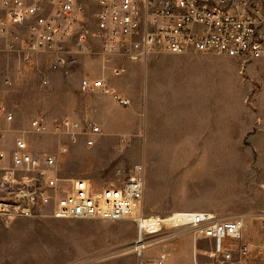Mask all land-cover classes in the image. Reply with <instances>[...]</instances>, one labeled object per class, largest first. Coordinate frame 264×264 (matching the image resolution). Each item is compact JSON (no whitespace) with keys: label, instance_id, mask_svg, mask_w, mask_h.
<instances>
[{"label":"rangeland","instance_id":"rangeland-1","mask_svg":"<svg viewBox=\"0 0 264 264\" xmlns=\"http://www.w3.org/2000/svg\"><path fill=\"white\" fill-rule=\"evenodd\" d=\"M3 46L0 40V103L14 120L0 118L1 149L9 151L14 137L24 136L34 152L58 157L61 177L98 186L125 179L141 163L146 220L181 212L208 211L221 219L246 215V235L255 245L264 242V68L252 67L257 60L157 54L126 62L120 77L106 69L109 85L130 99L122 107L108 94L79 91L84 75H103L99 57H71L61 70L39 57L33 67L19 69ZM64 115L95 119L103 135L92 147L79 140L60 154L58 137L30 130L35 117ZM136 236L130 220L0 214V264H138ZM146 240L145 257L166 247L185 261L191 251L186 226L168 223ZM219 247L199 240V264H217L211 252ZM253 264H264V257Z\"/></svg>","mask_w":264,"mask_h":264},{"label":"built area","instance_id":"built-area-1","mask_svg":"<svg viewBox=\"0 0 264 264\" xmlns=\"http://www.w3.org/2000/svg\"><path fill=\"white\" fill-rule=\"evenodd\" d=\"M0 40L2 50L17 58L19 69L33 67L39 57H45L53 70L67 68L74 56L99 57L103 75H84L79 91L108 94L127 107L130 99L109 85L106 69L120 77L127 73L126 62H145L157 54L264 59V0H0ZM0 118L14 120L4 103ZM29 127L35 134L58 137L60 154L79 140L92 147L103 135L95 119L71 115L51 121L38 116ZM58 163L55 154L34 152L21 135L14 137L9 151L0 148V214L7 219L130 220L137 225L133 250L138 264H168L171 252L166 247L155 256H144L146 236L166 224L158 231L144 226L143 164L135 165L123 180L98 186L86 178L61 177ZM176 224L172 226L191 231L194 264H199L202 239L220 245L211 252L217 264H253L264 257V242L255 245L245 233L246 215L221 219L208 211L189 212Z\"/></svg>","mask_w":264,"mask_h":264},{"label":"bare ground","instance_id":"bare-ground-1","mask_svg":"<svg viewBox=\"0 0 264 264\" xmlns=\"http://www.w3.org/2000/svg\"><path fill=\"white\" fill-rule=\"evenodd\" d=\"M189 214V212H181V213H177V215H175L172 218L166 219V220H161V219H155V218H151L149 220H145L144 226L147 228V230H149L151 228H155L157 229V231L159 230V226H161L162 222L163 224H171V225H177L176 223L179 222L180 219L187 217V215ZM156 231V230H153Z\"/></svg>","mask_w":264,"mask_h":264},{"label":"crops","instance_id":"crops-1","mask_svg":"<svg viewBox=\"0 0 264 264\" xmlns=\"http://www.w3.org/2000/svg\"><path fill=\"white\" fill-rule=\"evenodd\" d=\"M258 63H256L255 65H252V67H256V68H264V60L263 61H260V60H257ZM251 68V67H249ZM240 71V70H239ZM191 238V237H190ZM192 243V242H191ZM187 261L181 259V258H177L173 253L170 255V258H169V261H168V264H194V260H193V247H192V244H191V251L188 252L187 254Z\"/></svg>","mask_w":264,"mask_h":264}]
</instances>
